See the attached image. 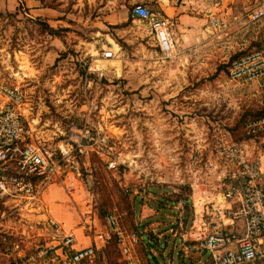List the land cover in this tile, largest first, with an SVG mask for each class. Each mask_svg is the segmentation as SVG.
I'll return each instance as SVG.
<instances>
[{
	"label": "rangeland",
	"instance_id": "374dc122",
	"mask_svg": "<svg viewBox=\"0 0 264 264\" xmlns=\"http://www.w3.org/2000/svg\"><path fill=\"white\" fill-rule=\"evenodd\" d=\"M146 1L161 12L154 0ZM41 3L54 14L22 6L0 12V78L21 85L32 116L56 124L59 136L72 121L107 138L102 148L74 152L72 195L60 184L45 193L51 215L77 229L81 211H90L104 231L103 215L115 211L138 233L142 264H203L194 202L217 185L211 174L217 139L243 142L264 165V85L228 76L234 57L261 47L260 36L252 35L257 22L246 20L248 5L236 6L235 29L224 13L226 28L211 32L215 0L191 3V21L184 24L204 35L190 39L191 30L175 22L177 35L188 38L163 62L147 24L131 16L132 0ZM108 49L114 57H104ZM248 122L256 123L254 131L248 132ZM107 160H115V168ZM60 207L61 215L54 212ZM74 233L77 241L87 240ZM117 257L110 243L97 264H118Z\"/></svg>",
	"mask_w": 264,
	"mask_h": 264
},
{
	"label": "built area",
	"instance_id": "2783aa9c",
	"mask_svg": "<svg viewBox=\"0 0 264 264\" xmlns=\"http://www.w3.org/2000/svg\"><path fill=\"white\" fill-rule=\"evenodd\" d=\"M131 16L147 24L163 62L178 54L172 18L142 1L134 2ZM263 17L264 3L246 13L250 23ZM209 22L211 32L226 28L217 14H210ZM103 55L112 58L115 53L108 49ZM228 76L234 82L264 85V53L250 50L233 58ZM0 98L4 102L0 105V264H97L99 252L110 243L118 264H142L139 235L126 229L122 214L106 212L101 219L103 231L97 230L98 216L81 211L78 229L88 241L82 244L72 228L51 215L45 199L52 184H60L72 195L73 183L68 180L77 164L74 152H87L94 145L102 148L106 136L93 137L86 124L72 121L59 136L56 124L32 116L33 106L23 87L1 78ZM255 127L256 123L248 122V132ZM214 149L211 174L217 185L194 202L193 223L206 254L203 264H263L264 165L243 142L219 138ZM107 163L109 168L116 166L115 160ZM86 167L90 171L93 166Z\"/></svg>",
	"mask_w": 264,
	"mask_h": 264
},
{
	"label": "crops",
	"instance_id": "0c3cea01",
	"mask_svg": "<svg viewBox=\"0 0 264 264\" xmlns=\"http://www.w3.org/2000/svg\"><path fill=\"white\" fill-rule=\"evenodd\" d=\"M133 3L138 2V1H144L145 3L147 2L146 0H132ZM203 0H154L155 3H157L160 6V11L163 13V15L168 16L172 18L176 22V26L180 27L182 30H188L187 26H185L184 23L190 22V16L187 13V8H190L191 3H196V5L203 4ZM225 1H227V8L224 9L225 6ZM213 2V1H212ZM244 5H248L246 8V12L250 9H253L257 7L258 5L264 3V0H222V5L218 6V0H215L214 6L211 7V9H214L212 14H217L219 16L223 17V14L226 13V15H230V23L231 28L235 29L238 25L237 19L235 16L237 13L235 12L236 6L241 3ZM150 3L148 4V6ZM27 7L31 13H36V14H54L56 10L50 9L51 12H47L48 9L42 7V3L39 0H0V12L3 13H15L17 10H19L20 7ZM217 12V13H216ZM209 16V15H208ZM202 20V19H201ZM184 24V25H183ZM198 26V24H196ZM175 26V27H176ZM174 27V29H175ZM190 39H200L204 35V31L201 29H190ZM193 31V32H192ZM174 35L177 41H180L181 43L183 42L184 38H188L187 34H179L177 35L176 30H174ZM193 34V35H192ZM252 35H259L260 36V41H261V47L260 48H253L249 49L250 50H260L264 53V17L257 22V27H255L252 30ZM4 102L2 98H0V105H2ZM46 197V195H45ZM62 198V197H61ZM64 199V198H62ZM62 208L60 209L56 208L55 213L61 215ZM54 218H56L54 216ZM73 225H71V228ZM69 229V228H68ZM74 231H79V229H73ZM80 232V231H79ZM81 236V235H80ZM81 239H83L81 237ZM84 242H81L82 244H87L88 241L84 239Z\"/></svg>",
	"mask_w": 264,
	"mask_h": 264
},
{
	"label": "trees",
	"instance_id": "16d2710c",
	"mask_svg": "<svg viewBox=\"0 0 264 264\" xmlns=\"http://www.w3.org/2000/svg\"><path fill=\"white\" fill-rule=\"evenodd\" d=\"M42 2V0H40ZM235 58V57H234ZM264 264V263H263Z\"/></svg>",
	"mask_w": 264,
	"mask_h": 264
}]
</instances>
